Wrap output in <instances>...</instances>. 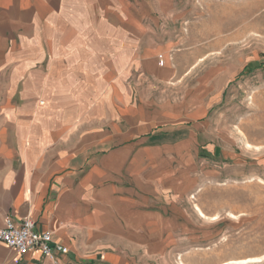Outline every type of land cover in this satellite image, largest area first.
Instances as JSON below:
<instances>
[{"label":"crops","instance_id":"crops-1","mask_svg":"<svg viewBox=\"0 0 264 264\" xmlns=\"http://www.w3.org/2000/svg\"><path fill=\"white\" fill-rule=\"evenodd\" d=\"M161 1L0 0V228L30 219L68 250L51 262L0 244V264H168L178 250L203 135L143 96L165 78Z\"/></svg>","mask_w":264,"mask_h":264},{"label":"rangeland","instance_id":"rangeland-1","mask_svg":"<svg viewBox=\"0 0 264 264\" xmlns=\"http://www.w3.org/2000/svg\"><path fill=\"white\" fill-rule=\"evenodd\" d=\"M161 2L165 78L143 96L191 113L203 135L167 263L264 264V0Z\"/></svg>","mask_w":264,"mask_h":264},{"label":"built area","instance_id":"built-area-1","mask_svg":"<svg viewBox=\"0 0 264 264\" xmlns=\"http://www.w3.org/2000/svg\"><path fill=\"white\" fill-rule=\"evenodd\" d=\"M158 58L159 65L163 66L162 56ZM0 244L18 258L38 254L51 262L55 261L56 254L68 252L67 248L52 240L51 233L37 231L35 223L30 219H23L18 225L7 219L0 228Z\"/></svg>","mask_w":264,"mask_h":264}]
</instances>
